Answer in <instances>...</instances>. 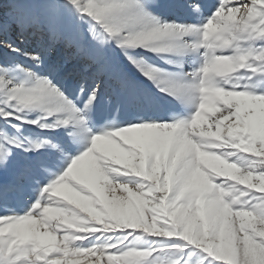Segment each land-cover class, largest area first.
<instances>
[{"label":"snow or ice","instance_id":"1","mask_svg":"<svg viewBox=\"0 0 264 264\" xmlns=\"http://www.w3.org/2000/svg\"><path fill=\"white\" fill-rule=\"evenodd\" d=\"M0 264H264V0H0Z\"/></svg>","mask_w":264,"mask_h":264}]
</instances>
